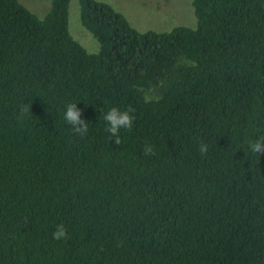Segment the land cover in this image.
I'll return each instance as SVG.
<instances>
[{
  "label": "trees",
  "instance_id": "16d2710c",
  "mask_svg": "<svg viewBox=\"0 0 264 264\" xmlns=\"http://www.w3.org/2000/svg\"><path fill=\"white\" fill-rule=\"evenodd\" d=\"M70 3L0 0V264H264V0H192L168 31L79 0L96 52ZM112 107L135 109L119 145Z\"/></svg>",
  "mask_w": 264,
  "mask_h": 264
},
{
  "label": "rangeland",
  "instance_id": "374dc122",
  "mask_svg": "<svg viewBox=\"0 0 264 264\" xmlns=\"http://www.w3.org/2000/svg\"><path fill=\"white\" fill-rule=\"evenodd\" d=\"M40 17L51 10L53 0H20ZM113 5L140 31H168L177 25L195 26L192 0H101ZM196 18V21H195ZM195 22V23H194ZM69 28L73 37L90 52L99 49L95 37L83 26L79 0H71Z\"/></svg>",
  "mask_w": 264,
  "mask_h": 264
},
{
  "label": "clouds",
  "instance_id": "9594fccd",
  "mask_svg": "<svg viewBox=\"0 0 264 264\" xmlns=\"http://www.w3.org/2000/svg\"><path fill=\"white\" fill-rule=\"evenodd\" d=\"M40 22H43V17H40ZM30 109L28 107H22L20 109V116H25ZM135 109L132 107L126 110H121L118 107L110 108L104 114V121L106 122V131L108 132L110 138H115V143L120 144V131L121 129L131 130L133 127V122L135 116L133 115ZM64 120L69 124L74 133L80 136H85L88 132V123L82 119L81 109L77 108V103H69L66 106L64 112ZM248 148L251 153L256 155L264 154V136L256 138L254 141H249ZM202 156L206 155L208 152V145L204 142L199 144L198 148ZM145 155H154L155 152L152 147L146 146L144 149ZM53 239L60 241L68 239V232L63 223L57 225L56 230L53 232Z\"/></svg>",
  "mask_w": 264,
  "mask_h": 264
}]
</instances>
